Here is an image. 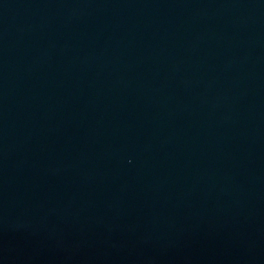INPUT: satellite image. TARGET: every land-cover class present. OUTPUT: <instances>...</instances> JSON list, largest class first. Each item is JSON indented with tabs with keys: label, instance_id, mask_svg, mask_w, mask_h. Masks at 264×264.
<instances>
[{
	"label": "water",
	"instance_id": "95a60500",
	"mask_svg": "<svg viewBox=\"0 0 264 264\" xmlns=\"http://www.w3.org/2000/svg\"><path fill=\"white\" fill-rule=\"evenodd\" d=\"M0 264H264V0H0Z\"/></svg>",
	"mask_w": 264,
	"mask_h": 264
}]
</instances>
